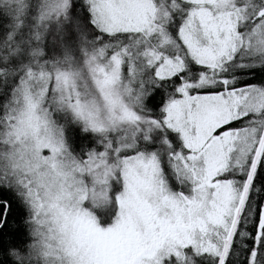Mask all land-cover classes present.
<instances>
[{"label":"snow or ice","instance_id":"snow-or-ice-1","mask_svg":"<svg viewBox=\"0 0 264 264\" xmlns=\"http://www.w3.org/2000/svg\"><path fill=\"white\" fill-rule=\"evenodd\" d=\"M0 264H264V0H0Z\"/></svg>","mask_w":264,"mask_h":264}]
</instances>
